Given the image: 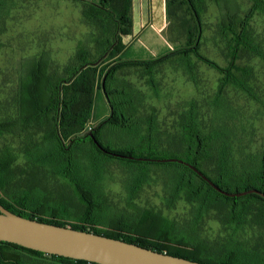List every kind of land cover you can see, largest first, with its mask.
<instances>
[{"label":"rangeland","instance_id":"obj_1","mask_svg":"<svg viewBox=\"0 0 264 264\" xmlns=\"http://www.w3.org/2000/svg\"><path fill=\"white\" fill-rule=\"evenodd\" d=\"M202 1L203 3L198 2L203 24L202 53L221 67H228L232 60L230 44L234 34L230 30H224L223 25L227 24L232 28V23L238 25L248 16L255 1ZM6 2L0 24L3 27L0 33L1 121L18 116L20 86L22 82L29 84L34 70L40 73L42 86L50 77L54 81L66 77L69 66L73 68L80 63L77 55H89L88 60L91 61L100 55L98 39L104 35V28L85 17L83 8L91 10L92 6L83 0ZM260 3L263 8L254 9L248 27L253 48L243 49L237 60L240 67L249 70V76L245 78L242 71H232H236L237 76L247 82L248 90L232 82L220 90L226 72L211 67L194 54L186 58L182 54L172 53L180 47L191 45L198 34L196 18L186 0H167L165 13L170 27L162 34L158 31L162 14L157 10L153 22L144 21L147 28L135 44L131 43L134 36L128 38V45L132 49L122 56V60L156 59L170 55L169 59L153 71L149 72L144 66H135L121 69L116 75L113 85L121 89L116 97L127 100L128 107H134L132 124L140 127L137 136L146 137L150 129L148 123L152 119L155 134L159 133V150H165V155H172L179 143L177 135H180L182 121L192 117L204 134L217 135L212 152L216 156L220 149L227 150L233 170H254L259 167L264 153V0ZM179 25L183 29L178 43L176 35ZM140 30L139 26H135V31ZM114 61L115 59H111L105 64L109 65ZM110 114L111 106L104 92L97 89L90 129L96 128ZM49 128L44 123L27 131L0 134V149L11 147L18 157L12 170L14 178L10 189L15 190L31 181L34 186L44 190L53 202L60 201L73 209L78 202L67 182L39 169L28 158L27 151L33 145L32 142L42 140ZM135 133L132 135L119 130L115 134L104 136L102 142L113 150L131 148L134 139H137ZM48 147L51 145L47 144L44 149L48 150ZM215 156L203 166L214 177ZM98 158L101 160V184L94 185L112 215L130 217L137 212L136 207L151 208L172 219L182 231L183 227L189 234L198 230L200 239L213 243L232 235L239 236L249 246L264 237L263 230L258 227L247 225L239 231L228 226L216 209L205 213L202 219H197L195 205L184 190L180 192L176 202L168 205L167 200L174 193L175 181L182 170L178 165L170 162L127 161L101 154ZM137 183L143 185H140L134 198L130 199L129 187ZM104 214L107 215V212ZM41 264H51V259L47 258Z\"/></svg>","mask_w":264,"mask_h":264},{"label":"trees","instance_id":"obj_2","mask_svg":"<svg viewBox=\"0 0 264 264\" xmlns=\"http://www.w3.org/2000/svg\"><path fill=\"white\" fill-rule=\"evenodd\" d=\"M187 1L196 18L198 34L191 45L180 47L172 53L182 54L186 58L194 54L211 67L226 72L220 90L229 82L248 90L247 82L237 76L236 71H232H242V76L245 78L249 76V70L240 67L237 60L243 49L252 50L253 48L248 28L249 21L254 9L263 8L260 3L263 0H254L250 13L238 25L232 23L233 28L227 24L223 25L224 30H230L234 34L230 44L232 60L228 67H221L202 53L203 24L198 2L203 3V1ZM132 2L133 0H101L99 3H87L92 7L91 10L85 9V17L88 20H94L98 26L111 33L106 38L98 39L100 55L94 58V61L88 60L89 55H77L80 60L78 66L73 68L69 66L66 77L56 81L51 77L48 78L44 86H42L40 73L34 70L29 84L22 82L20 86L18 116L0 120V134L16 133L17 130L27 131L44 123L49 125L50 128L46 135L42 136V140L32 142L33 145L31 144V148L27 151L28 158L39 169H44L67 182L77 198L76 207L72 209L60 201L53 202L44 190L34 186L31 181L30 184L11 190L10 183L14 178L12 170L18 158L11 147L0 149V204L26 218L123 239L161 253L205 264H264V237H261L256 244L249 246L236 235V237L231 235L214 243L209 242L200 239L198 230L192 232L186 230L191 232L186 233L185 227H181L184 229L182 231L172 219L151 208L136 207L137 212L130 217L112 215L101 194H98L95 188V185L101 184V160L98 155L111 158L114 156L100 150L93 137L98 139L106 149L114 152L150 158L184 159L204 171L218 186L227 191L259 189L264 192V153L257 169L233 170L229 164L227 150L220 149L216 156L212 152L213 141L217 135L204 134L192 117L182 121L180 135H177L179 143L176 144L175 153L172 155H165L163 154L165 150H159L157 143L159 133L155 134V123L152 119L148 123L150 129L146 137L137 136L140 127L132 124L134 107H128L127 100L116 97L121 91L113 85L116 75L121 69L135 66H144L149 72L153 71L155 67L169 59L170 55L166 54L156 59L122 60L119 55L125 48L122 39L131 34L133 27ZM6 4V0H0V24ZM2 29L0 25V33ZM256 51L260 50L256 49ZM111 59L115 61L106 65L105 62ZM188 65L191 68V65ZM104 81L105 87H103ZM97 89L104 92L111 106V114L96 128L90 129L95 112ZM119 130L132 135L137 131L135 133L137 139H134L131 148L113 150L103 144L104 136H110ZM47 144L51 147L45 150L44 146ZM214 156L215 177L203 168L204 164ZM170 163L178 165L182 170L175 181L174 193L167 200L168 205L176 202L180 192L184 190L195 205L197 219H202L205 213L216 209L228 226H233L240 231L247 225H251L264 232V199L260 195L251 193L241 197L225 196L190 167L178 162ZM140 185L143 184L137 183L129 187L130 199L134 198ZM105 212L107 215L104 214ZM47 258L51 259V264H98L51 255L0 240V264H41Z\"/></svg>","mask_w":264,"mask_h":264},{"label":"water","instance_id":"obj_3","mask_svg":"<svg viewBox=\"0 0 264 264\" xmlns=\"http://www.w3.org/2000/svg\"><path fill=\"white\" fill-rule=\"evenodd\" d=\"M103 87H105V81ZM93 140L100 150L114 157L184 164L225 196L241 197L255 193L264 199V192L259 189L240 192L227 191L218 186L204 171L184 159L177 157L150 158L123 154L106 149L95 137ZM0 240L51 255L81 259L98 264H205L161 253L123 239L26 218L11 212L1 204Z\"/></svg>","mask_w":264,"mask_h":264},{"label":"crops","instance_id":"obj_4","mask_svg":"<svg viewBox=\"0 0 264 264\" xmlns=\"http://www.w3.org/2000/svg\"><path fill=\"white\" fill-rule=\"evenodd\" d=\"M77 1V0H74ZM85 3H99L101 0H83ZM187 1V0H186ZM168 4L167 0H133L132 2V19H133V27L131 34L123 37V42L125 43L124 50L119 54L121 55V58L123 55H127L129 51L132 49L130 45H128V38H132L134 36L132 44H135L137 42L138 38L144 34L145 29L147 28V24L145 25V20H149L153 22L154 14L157 13V10L161 12L162 14V22L161 25L158 27V31L162 34L165 30H167L170 25L166 18V10H167ZM85 7L83 8L82 12L84 13ZM137 22H139V25H137ZM153 24V23H152ZM145 25V26H144ZM135 26L140 27V31H135ZM180 29L178 30V33L176 36H178V43L180 42V37H182L180 34L182 33V25H179ZM198 28V26H197ZM164 29V30H163ZM194 30L196 29L193 28ZM192 29V30H193ZM192 30L190 32H192ZM104 35L103 38H106L108 35H111V33H108L107 30L104 29L103 31ZM180 35V36H179ZM197 36V35H196ZM126 60H134V59H126Z\"/></svg>","mask_w":264,"mask_h":264}]
</instances>
